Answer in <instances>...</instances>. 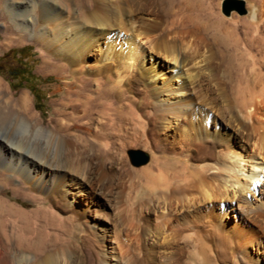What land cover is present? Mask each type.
Here are the masks:
<instances>
[{
    "label": "bare ground",
    "instance_id": "obj_1",
    "mask_svg": "<svg viewBox=\"0 0 264 264\" xmlns=\"http://www.w3.org/2000/svg\"><path fill=\"white\" fill-rule=\"evenodd\" d=\"M57 1L53 12L39 17L31 15L29 0L6 3L10 25L22 29L40 45L57 54L60 62L53 61L51 66L60 85L53 92L60 95L63 103L56 116L50 118L52 126L39 124V117L31 111L27 96L11 98L0 80V96L3 104H8L3 111L0 104V125L11 121V115L16 113V105H19L25 115H20L18 109V116H13L14 125H31L30 129L43 135L48 145L45 151L33 154L13 145L9 141L12 133L8 132L6 137L0 134V192L11 197H0V264H101L84 255L81 247L83 237L76 238L81 242L73 239L65 242L61 233L66 230H63L65 223L87 221L92 205L98 204L97 196L109 187L105 159L112 151L115 139H123L130 129L144 130L143 123L137 118L139 116L136 117L130 104L125 102L124 89L119 87V82L127 75V67L129 69L135 62L133 55L137 57L139 54L136 36L146 37L157 27L144 15L146 4L133 7L128 4L131 0ZM252 1L256 7L252 11L255 15L251 22L253 33L248 49L240 51L243 55H250L251 68L236 71L218 69L232 98V104L226 106L225 113L231 115L229 120L232 123L227 121L236 127L234 132H222V137L209 139L199 133L195 122H190L196 128L193 130L187 129L190 124L187 126L181 120L179 127L183 131L178 140L170 142L176 148L174 154L153 156L149 167L135 172L142 178V192L146 195L153 194L163 200L173 198L185 211L194 210L200 203L212 206L208 210V224L227 245L234 240L238 242L244 234L233 229L224 232L216 227L212 221L216 213L212 210L218 202H226V209L232 210L237 209L234 207V202H237L240 207L237 210L248 218L264 219V199H261L255 182L264 173V17L262 19L258 15L261 11L258 0ZM262 7L264 16V5ZM125 32H129L127 38L121 40ZM122 43L128 49L123 48ZM217 48L226 51L227 47L218 45ZM173 49L166 51L171 54L168 59L171 67L178 73L185 63ZM88 54L99 56L96 65L87 63ZM48 62L50 58L45 55L43 63ZM183 78L191 81V94L199 91V71H189ZM169 87L167 83L160 88V93L172 95L188 85ZM190 107V103H170L157 111V119L173 115L177 109L188 112ZM171 120L167 122L171 123ZM96 142L100 144L97 153L94 150ZM244 142L252 147L247 151L251 163L247 174H243L241 163L245 159L239 151L246 150ZM210 146L218 147L214 164L194 166L187 163L189 158H195L194 150L198 147ZM30 189L39 194L34 196ZM257 193L260 203L256 202L257 206L253 207L249 196ZM18 197L32 203L34 208L26 210L10 200ZM167 222L168 219L161 223L163 229ZM173 233L163 236L164 241L168 242L169 235L175 240L178 234ZM179 238L185 242L190 239L184 235ZM204 243V240H199L202 259L207 258Z\"/></svg>",
    "mask_w": 264,
    "mask_h": 264
},
{
    "label": "rangeland",
    "instance_id": "obj_2",
    "mask_svg": "<svg viewBox=\"0 0 264 264\" xmlns=\"http://www.w3.org/2000/svg\"><path fill=\"white\" fill-rule=\"evenodd\" d=\"M262 1L258 0L261 10L258 15L263 19ZM9 2L10 0H0V80L11 98L27 96L31 111L39 117L37 123L48 125L52 122L50 118L56 116L55 113L61 110L63 103L60 95L53 92L60 83L51 66L53 61L56 63L60 61L53 50L40 45L22 29L10 25V16L7 12L9 7L6 5ZM239 2L242 11L237 9ZM55 4H58L57 0H29L28 7L32 16L39 17L47 15L49 11L53 12ZM128 4L133 7L146 4L144 15L152 23L157 24L156 29L146 37L136 36L139 54L137 57L133 55L135 64H131L130 70L127 67L128 72L127 70L125 72L127 75L122 77L121 83L119 82V87L124 89L125 102L130 104L129 107L136 117L139 116L137 118L143 123L144 130L130 129L123 139L114 138L112 151L105 159L109 187L105 188L103 194L97 196L98 204L92 205L93 209L88 214L87 221L65 223L63 230H66L61 233V237L64 241L69 239V242L72 239L79 240L76 239L79 236L83 237L81 247L84 255L87 258L93 257L101 264H264L263 217L248 218L239 211L237 202H234V207L239 210L226 209V202H218L215 205L217 208L213 207L212 210L216 213L212 220L215 221V225L217 224L216 227L224 232L233 229L244 234L243 238L236 237L239 239L238 242L233 239L237 243L233 241L227 245L219 234H214L208 224V212L212 206L200 203L194 210L191 208L185 211L173 198L167 197L163 200L157 199L153 194L146 195L142 192V178L135 174L149 167L153 156L174 154L176 148H173L174 143L170 142L178 140L180 132L183 131L179 127L181 120L185 121L187 126L190 124L187 129L193 130L196 129L192 125L195 122L199 133L209 139L222 137L220 136L222 132H234L236 127L229 124L232 123L231 115L225 113L226 106L232 104V98L220 78L218 69L236 71L251 68L250 55H243L240 51L248 49L250 45L249 40L253 33L251 22L255 17L252 11L256 8L253 1L131 0ZM225 6L230 8L224 11ZM96 10L103 13L100 9ZM128 33L125 32L121 40L127 38ZM218 45H225L226 51L217 48ZM122 46L128 49L124 44ZM172 48L180 61L186 65L178 68L181 71L178 73L182 75L174 72L175 68L171 67L172 63L168 60L171 54L166 49ZM45 55L50 58V62L46 64L43 63ZM98 57L88 54L87 63L96 65ZM195 62H199L197 66L194 65ZM189 71L200 73L201 79L197 85L199 91L195 94L190 93L191 81L188 78L182 79ZM155 73L157 75H154ZM167 83L170 87H178L180 84L188 87L172 95L160 93V88L167 86ZM154 87L158 90L153 89ZM2 101L1 95L0 104L3 111V107H8V104L6 102L4 105ZM181 102L190 103L188 112L186 109L182 112L177 109L173 115L157 119L156 113L160 112L158 110L162 107ZM18 109L20 115H25L24 109L16 105V113L11 115L12 122L9 120L0 125V134L6 137L8 132L12 133L9 141L33 154L45 151L48 145L43 135L32 131L31 125L24 126L21 123L14 125ZM168 118L172 119L171 123L167 122ZM193 130L191 132L195 133ZM99 145V142H96L94 147L96 153ZM243 145L246 150L239 151L244 156L243 160L245 159V163L243 161L241 163L243 174H247L251 169L247 151L252 147L247 142ZM129 148L146 153V160L138 164L131 163L127 153ZM194 151L195 158L188 157L187 162L194 166L212 165L218 156L216 146L198 147ZM153 173L156 174V171ZM239 176L243 178V175ZM255 182L261 199H264V173ZM31 194L35 196L39 193L31 190ZM259 195L257 193L249 196L251 201L249 202L253 207L260 203ZM9 196L0 192V197L9 199L11 198ZM10 200L26 210L34 208L32 203L24 201L22 197ZM167 219L168 222L163 229L161 223ZM172 230L178 237L173 240L169 235L168 242L164 241L166 235L174 234ZM183 235L190 237L188 242L179 238ZM201 239L205 242L204 254L207 257H204L205 259H202L199 253L201 250L198 249ZM242 241L244 245L241 244Z\"/></svg>",
    "mask_w": 264,
    "mask_h": 264
},
{
    "label": "water",
    "instance_id": "obj_3",
    "mask_svg": "<svg viewBox=\"0 0 264 264\" xmlns=\"http://www.w3.org/2000/svg\"><path fill=\"white\" fill-rule=\"evenodd\" d=\"M240 4L241 3L239 2V6H237L238 11H242V6ZM228 8H230V6H225L224 11H227ZM127 153L130 158V162L133 164L142 163L147 158L146 153L136 148H129Z\"/></svg>",
    "mask_w": 264,
    "mask_h": 264
}]
</instances>
